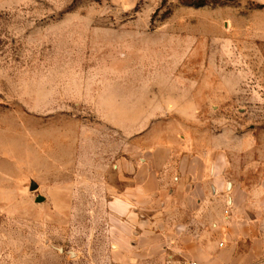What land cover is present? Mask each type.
<instances>
[{
	"label": "rangeland",
	"instance_id": "1",
	"mask_svg": "<svg viewBox=\"0 0 264 264\" xmlns=\"http://www.w3.org/2000/svg\"><path fill=\"white\" fill-rule=\"evenodd\" d=\"M151 152L204 154L264 209V0H0V264L192 258L196 200L111 203Z\"/></svg>",
	"mask_w": 264,
	"mask_h": 264
},
{
	"label": "crops",
	"instance_id": "2",
	"mask_svg": "<svg viewBox=\"0 0 264 264\" xmlns=\"http://www.w3.org/2000/svg\"><path fill=\"white\" fill-rule=\"evenodd\" d=\"M172 157L174 155L170 152H151L140 154L133 161L123 158L126 161L125 166L130 168L126 169L122 165L124 169L118 171H122L126 183L120 189L112 187V205L128 211L141 201L157 198L163 200L158 196L170 183L166 193L170 194V199L174 201L175 209H185V213L189 215L193 206L188 208V204L196 200L200 213L202 212L196 218L188 216L189 221L184 222L186 241L193 240V237L188 235H192L190 227L193 224L203 225L200 228L198 226L199 233L203 231L204 226H212L210 233L213 241H208L200 251L187 250L192 257L190 259H196L203 264H259L258 262L264 260V209H253L252 204L248 202L247 192L251 187L230 181L226 188V181L221 184L225 173L221 172L222 176L220 171L215 175L218 170L210 173L206 164L209 160L204 154L190 155L189 157H193L192 162L199 161L200 166L193 163V168L188 170L183 162L188 156H182L174 165L171 164ZM124 171L129 175H125ZM171 173L172 176L169 175ZM172 194H175V197ZM209 202L215 204L209 206ZM221 203H224L223 209L220 207ZM151 219H148V223H162L159 218H153V222ZM146 221H142L144 225L147 224ZM141 233L147 232L144 229ZM214 240H218V243ZM177 249L180 250L179 247Z\"/></svg>",
	"mask_w": 264,
	"mask_h": 264
},
{
	"label": "built area",
	"instance_id": "3",
	"mask_svg": "<svg viewBox=\"0 0 264 264\" xmlns=\"http://www.w3.org/2000/svg\"><path fill=\"white\" fill-rule=\"evenodd\" d=\"M221 245V243H220ZM183 264H203L200 261L196 260V259H187L183 262Z\"/></svg>",
	"mask_w": 264,
	"mask_h": 264
},
{
	"label": "water",
	"instance_id": "4",
	"mask_svg": "<svg viewBox=\"0 0 264 264\" xmlns=\"http://www.w3.org/2000/svg\"><path fill=\"white\" fill-rule=\"evenodd\" d=\"M36 184H35V182H31V189H34V188H36ZM40 199H42V198H40Z\"/></svg>",
	"mask_w": 264,
	"mask_h": 264
}]
</instances>
